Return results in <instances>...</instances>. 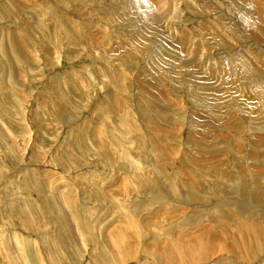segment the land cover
I'll use <instances>...</instances> for the list:
<instances>
[{"label":"rangeland","instance_id":"rangeland-1","mask_svg":"<svg viewBox=\"0 0 264 264\" xmlns=\"http://www.w3.org/2000/svg\"><path fill=\"white\" fill-rule=\"evenodd\" d=\"M263 230L264 0H0V264H264Z\"/></svg>","mask_w":264,"mask_h":264},{"label":"bare ground","instance_id":"bare-ground-1","mask_svg":"<svg viewBox=\"0 0 264 264\" xmlns=\"http://www.w3.org/2000/svg\"><path fill=\"white\" fill-rule=\"evenodd\" d=\"M118 106H119V105H118ZM258 234H259L258 236H260V232H258ZM263 234H264V230H263V233H262L261 235H263ZM196 237H197V236H196ZM156 238H157V237H156ZM197 238H199V237H197ZM261 238H264V237H261ZM261 238H260V239H261ZM157 239H158V238H157ZM159 240H160V238H159ZM159 240H158V241L156 240L157 243H158V242H161V241H159ZM189 240H190V243H191L192 245H190V247H189V246L186 247L185 249L188 250V251H190V253L192 252V253L194 254V252L197 250V246H196V244L194 243L193 236H191V237L189 238ZM262 240H264V239H262ZM154 241H155V240H154ZM196 241H197V240H196ZM196 241H195V242H196ZM200 241H201V240H200ZM259 242H260V241H259ZM157 243H156V244H157ZM156 244H155V245H156ZM179 244H180V243H179ZM217 244H218V243H217ZM165 245H166V244H165ZM188 245H189V244H188ZM259 245H260L261 247H263V246H264V241H262ZM150 246H151V245H150ZM158 246H159V245H158ZM132 247H133V246H132ZM144 247H145V246H144ZM162 247H163V246H162ZM183 247H185V244H183L181 248L183 249ZM261 247H260V249H262ZM151 248H152V247H151ZM177 248H178V246H177ZM258 248H259V247H258ZM154 249H155V248H154ZM165 249H166V248H165ZM165 249H164V250H165ZM170 249H171V248H170ZM173 249H175V247H174ZM129 250H130V249H129ZM147 250H148V249H147ZM164 250H163V251H164ZM166 250H168V249H166ZM166 250H165V252H166ZM154 251H155V250H154ZM154 251H153V252H154ZM169 251H170V250H169ZM184 251H185V250H184ZM118 252H120V251H118ZM124 253H127V252H124ZM128 253H129V252H128ZM151 253H152V252H151ZM192 253H191V254H192ZM147 254H148V251H147ZM150 255H151V254H150ZM173 255H174V254H173ZM148 256H149V255H148ZM15 260H16V259H15ZM166 262H167V261H166ZM191 263H192V261H191Z\"/></svg>","mask_w":264,"mask_h":264}]
</instances>
